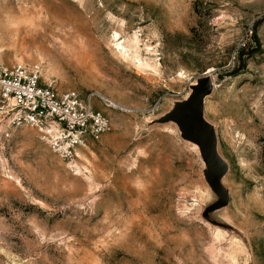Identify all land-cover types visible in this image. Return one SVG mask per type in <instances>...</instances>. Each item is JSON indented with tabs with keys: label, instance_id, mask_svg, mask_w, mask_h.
<instances>
[{
	"label": "rangeland",
	"instance_id": "rangeland-1",
	"mask_svg": "<svg viewBox=\"0 0 264 264\" xmlns=\"http://www.w3.org/2000/svg\"><path fill=\"white\" fill-rule=\"evenodd\" d=\"M16 63L111 126L68 161L0 117V264H264V0H0ZM201 78L217 169L173 116Z\"/></svg>",
	"mask_w": 264,
	"mask_h": 264
},
{
	"label": "built area",
	"instance_id": "built-area-1",
	"mask_svg": "<svg viewBox=\"0 0 264 264\" xmlns=\"http://www.w3.org/2000/svg\"><path fill=\"white\" fill-rule=\"evenodd\" d=\"M93 96L42 82L36 64L0 65V117L12 127L36 129L65 160L76 161L79 148L110 129L109 117L94 107Z\"/></svg>",
	"mask_w": 264,
	"mask_h": 264
},
{
	"label": "water",
	"instance_id": "water-1",
	"mask_svg": "<svg viewBox=\"0 0 264 264\" xmlns=\"http://www.w3.org/2000/svg\"><path fill=\"white\" fill-rule=\"evenodd\" d=\"M198 82L188 103L178 109L173 116L177 117L186 135L204 143L205 149L217 169L220 159L214 150L213 133L211 128L201 120L202 103L204 96L210 89V80L208 78H201Z\"/></svg>",
	"mask_w": 264,
	"mask_h": 264
},
{
	"label": "bare ground",
	"instance_id": "bare-ground-1",
	"mask_svg": "<svg viewBox=\"0 0 264 264\" xmlns=\"http://www.w3.org/2000/svg\"><path fill=\"white\" fill-rule=\"evenodd\" d=\"M38 3V1H35ZM40 3V2H39ZM47 4V3H46ZM44 2H42L40 9L36 8V4L31 6V8L27 9L25 13L22 15V20L24 22L23 30L26 33L30 34H38L41 32L40 30L47 31L53 25L63 22L65 19L58 17L54 14L53 11H50ZM38 5V4H37ZM39 6V5H38ZM45 10L44 16L43 11Z\"/></svg>",
	"mask_w": 264,
	"mask_h": 264
}]
</instances>
